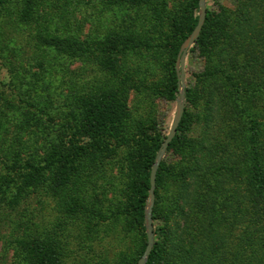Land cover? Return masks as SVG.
<instances>
[{"label":"rangeland","instance_id":"rangeland-1","mask_svg":"<svg viewBox=\"0 0 264 264\" xmlns=\"http://www.w3.org/2000/svg\"><path fill=\"white\" fill-rule=\"evenodd\" d=\"M193 2L0 5V264H138L147 211L162 249L158 264H233L237 244L229 222L242 229L238 223L247 220L244 185L232 189L231 207H219L222 200L214 211L206 205L211 193L229 192L235 159L247 161V119L226 85L203 73L226 67L247 50L251 35L264 34V0H204L215 14L217 42L191 52L202 25L187 47L188 97L171 139L176 146H167L156 170L163 163L145 207L144 233L132 212L142 163L177 114L179 87L173 100L160 92L180 30L199 15ZM183 43L173 63L177 79ZM263 100L245 95L244 113H264ZM52 157L39 174L11 168ZM200 187L210 192L201 194ZM24 239L27 251L19 244Z\"/></svg>","mask_w":264,"mask_h":264},{"label":"trees","instance_id":"trees-1","mask_svg":"<svg viewBox=\"0 0 264 264\" xmlns=\"http://www.w3.org/2000/svg\"><path fill=\"white\" fill-rule=\"evenodd\" d=\"M7 1L8 0H0V5ZM133 1L138 2V0ZM247 1L249 2H247L248 4H251L253 1L258 2V0ZM197 7V0H194L193 8L197 9ZM214 15V12L212 13L209 10L206 11L201 34L195 42V47L191 49V52H194L196 49L207 50V48L211 49L215 46L218 35L216 32H214V34L212 33V31H214V25L212 24V21L215 22ZM222 22L224 23L225 21ZM197 23L198 15L191 14L187 18L183 28L178 34V41L174 47V58L179 46L190 36L197 26ZM259 34V38L257 35H251L249 37L247 50L245 48L243 49V55L241 57H236L226 67L211 68L203 73L205 78L219 79L226 85L231 100L238 105V113L241 114L243 123H245L244 121L247 119V128L245 129L247 133V161L245 159V162L242 163L240 159H235L236 163L233 165L234 170H230L229 172H232V174H228L229 176L226 177L231 181L230 185L228 183L229 192L225 191V193L222 194L223 196L221 195L220 197L218 193H211L213 199L206 205L212 206V211H214V209H216L213 208L215 207L214 204L222 200V204L219 203L218 205L219 207H231L235 195L232 189L238 187V184L244 185L241 190L242 192H247L242 194L243 197H246L247 201V220L243 223H238L241 224L242 229L236 227L237 224L235 221L233 222V220H231L229 222V229L234 231L233 241L237 244L236 248L233 249L235 257L233 264H264V113L251 112L245 114L242 108L245 95L252 98H264V34ZM244 35L245 34L242 36L244 37ZM174 58L170 75L163 84V90L160 92L163 97H168L171 100L175 99L180 84L174 72ZM241 60L243 61L240 62ZM246 60L247 66L244 64ZM183 97H188V90L184 89ZM161 143V139H155L153 141V145L142 163V170L134 190L132 212L136 225L143 233L145 223L144 212L148 202V191L150 188V170ZM256 145L259 147H256ZM175 146L176 139H173L169 143L168 149L174 150ZM244 158H246L245 155ZM54 162L55 159L52 157L44 165L25 163L24 165L12 166L11 168H21L35 175L39 174L40 171L49 169ZM163 171L164 165L161 163L156 173V182H158L160 172ZM211 188H214L213 185ZM199 190L201 194L210 192L208 187H200L198 191ZM16 200L17 197L14 195L10 201L14 202ZM146 243L147 241L145 240L142 251H144ZM19 244L25 246L26 251L29 249V242H27L26 239L19 241ZM239 246L241 248H239ZM161 254L162 249L159 244L153 241L151 251L144 264H158Z\"/></svg>","mask_w":264,"mask_h":264},{"label":"water","instance_id":"water-1","mask_svg":"<svg viewBox=\"0 0 264 264\" xmlns=\"http://www.w3.org/2000/svg\"><path fill=\"white\" fill-rule=\"evenodd\" d=\"M198 7H199V15H198V23L197 26L195 27V29L193 30V32L190 34V36L185 40V42L183 43V46L178 54V58H177V63H178V70H179V75H178V81H179V101H178V109H177V114L175 116V119L170 127L169 133L166 136L165 140L163 141V143L161 144L160 149L158 150L156 156H155V161L154 164L151 167L150 170V188L148 191V198H150V206L152 205V201H153V195H154V183H155V176H156V170L157 167L159 165V162L165 152V149L167 148L168 144L170 143L175 129L182 117V113H183V94H184V85H183V60H184V56L186 54V49L187 47H189L193 41L196 39V37L199 34V31L201 29V26L203 25L204 19H205V15H206V9H205V4H204V0H199L198 3ZM146 223H147V243H146V247L144 249V253H143V258L140 261V263L138 264H144L147 256L149 255L152 245H153V234H152V230H151V221H150V214L149 211H147L146 215Z\"/></svg>","mask_w":264,"mask_h":264}]
</instances>
